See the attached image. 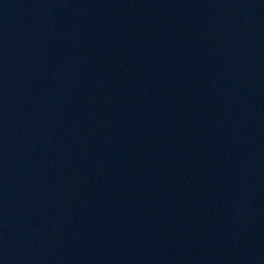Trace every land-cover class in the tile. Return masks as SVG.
I'll use <instances>...</instances> for the list:
<instances>
[{"label":"water","instance_id":"1","mask_svg":"<svg viewBox=\"0 0 264 264\" xmlns=\"http://www.w3.org/2000/svg\"><path fill=\"white\" fill-rule=\"evenodd\" d=\"M0 264H264V0H0Z\"/></svg>","mask_w":264,"mask_h":264}]
</instances>
